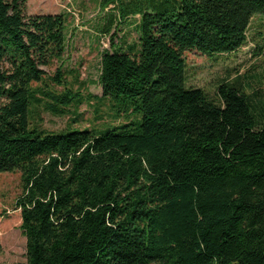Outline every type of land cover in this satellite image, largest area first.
Wrapping results in <instances>:
<instances>
[{"label":"trees","instance_id":"16d2710c","mask_svg":"<svg viewBox=\"0 0 264 264\" xmlns=\"http://www.w3.org/2000/svg\"><path fill=\"white\" fill-rule=\"evenodd\" d=\"M26 3L0 0V175L20 174L26 264H264V91L221 82L210 99L184 60L238 51L264 0H99L101 34L138 16L139 37L101 54L87 98L42 69L63 63L66 16ZM84 99L134 119L40 127Z\"/></svg>","mask_w":264,"mask_h":264},{"label":"rangeland","instance_id":"374dc122","mask_svg":"<svg viewBox=\"0 0 264 264\" xmlns=\"http://www.w3.org/2000/svg\"><path fill=\"white\" fill-rule=\"evenodd\" d=\"M113 6L101 11L99 0H27L26 16L64 14L67 19V48L63 63L54 64L50 69L42 68L46 76L51 77L58 67L66 74V80L72 83V90L100 97L102 92L97 83L100 69V56L104 51L116 48L128 52V48L138 43V16L126 23L114 26L109 34H101L99 25ZM115 38L111 40V35ZM247 42L233 54L201 56L196 52L184 54L185 82L188 88H198L210 98L216 100L215 92L221 82L237 80L246 88L264 91V17L255 15L247 30ZM75 71H78V83H74ZM79 83L83 86L79 88ZM50 87L52 85L50 84ZM57 92L61 88H56ZM109 103L98 105L94 100H83L78 110L70 116L57 117L48 112H40V127L52 133L69 128L101 130L109 126H119L132 121L126 120L124 113L113 117ZM21 193L19 173L0 175V264H26V239L19 229L18 211L15 201Z\"/></svg>","mask_w":264,"mask_h":264}]
</instances>
